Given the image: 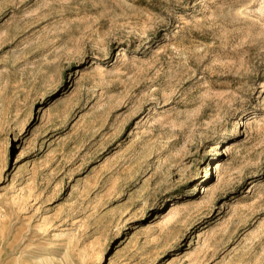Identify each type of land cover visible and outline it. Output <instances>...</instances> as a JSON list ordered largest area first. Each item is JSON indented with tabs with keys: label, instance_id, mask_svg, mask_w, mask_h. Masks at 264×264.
<instances>
[{
	"label": "rangeland",
	"instance_id": "obj_1",
	"mask_svg": "<svg viewBox=\"0 0 264 264\" xmlns=\"http://www.w3.org/2000/svg\"><path fill=\"white\" fill-rule=\"evenodd\" d=\"M0 264H264V0H0Z\"/></svg>",
	"mask_w": 264,
	"mask_h": 264
}]
</instances>
